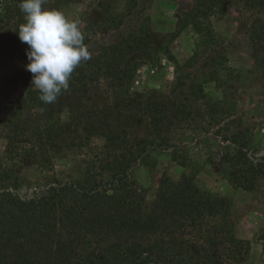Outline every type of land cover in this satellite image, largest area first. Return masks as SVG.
<instances>
[{"label":"trees","instance_id":"obj_1","mask_svg":"<svg viewBox=\"0 0 264 264\" xmlns=\"http://www.w3.org/2000/svg\"><path fill=\"white\" fill-rule=\"evenodd\" d=\"M81 1L46 0L44 6L63 11L67 5ZM238 1L264 14V0ZM19 2L0 0V66L8 60L29 62L28 46L19 40L16 32L25 22ZM128 2L132 11L136 0ZM194 2L179 18L178 29L170 33L169 38H156L143 25L98 54L90 53L91 58L75 68L69 87L61 91L54 103H43L39 91L31 88L17 102H7L0 111V120L8 115L13 124L22 118L27 108L43 111L45 119L33 128V139L57 146L60 151L61 144L56 140L71 129L61 118L67 93L86 98L90 83L111 79L117 108L133 109L143 105L144 94H131L142 64L153 66L162 57L174 62L181 73L197 62L201 43L208 47L216 40L211 18L224 10L225 0ZM104 12L116 27L127 14L114 13L110 6H104ZM190 26L201 43H197L198 48L183 65L174 56L170 43ZM248 39L254 66L264 72V18L253 20L248 28ZM232 74L229 67L222 68L219 64L211 77L222 83L220 75ZM182 79L181 74L180 84ZM199 90L204 94L202 85ZM188 104L183 103L184 113ZM145 111L151 119L152 135L164 133L162 142L142 138L131 145L126 136L114 130L85 126L87 135L107 140L108 157L100 170L95 164L76 178L66 181L54 178L46 194L20 197L12 191L21 186L19 174L2 168L0 163V264H226L227 260L240 264L249 259L251 241L237 237L228 218L231 202L227 198L206 195L194 176L183 174L174 179L164 175L152 202H147L146 189L136 185L131 172L139 161L149 164L156 147L169 145L166 133L171 130L173 121L163 100L149 101ZM85 118L88 120V116ZM173 152L174 160L187 165L181 155ZM230 162L241 166L230 172L231 182L240 189H251L254 181L264 174V164L250 165L242 151L232 155ZM261 241L264 251V231Z\"/></svg>","mask_w":264,"mask_h":264},{"label":"rangeland","instance_id":"obj_2","mask_svg":"<svg viewBox=\"0 0 264 264\" xmlns=\"http://www.w3.org/2000/svg\"><path fill=\"white\" fill-rule=\"evenodd\" d=\"M225 2L224 10L211 18L216 40L208 47L200 42L191 26L170 43L174 56L183 65L198 48L197 43H201L200 57L193 66L179 73L174 62L162 57L153 66L147 63L140 66L131 94H144L143 105L133 109L117 108L111 79L90 83L86 98L67 93L61 118L71 129L56 140L61 144L60 151L57 146L33 139V128L45 119L43 111L27 108L22 118L13 124L5 115L0 120V163L2 168L18 173L21 179V186L12 191L22 198H31L48 193L54 178L60 181L76 178L95 164L100 170L109 155L107 140L87 135L85 126L114 130L126 136L131 145L142 138L162 142L164 133L152 135L151 119L145 108L151 100H163L173 121L171 130L166 133L169 145L156 147L149 164L139 161L132 169V180L146 189L150 203L164 175L174 179L183 174L194 176L206 195L227 198L231 202L228 217L231 227L237 237L248 239L252 244L249 259L240 264H264L261 241L264 174L249 190L236 187L230 180V172L241 167L239 163L230 162V158L240 151L247 155L250 165L264 164V72L254 66L248 39L249 26L253 20L264 18V14L238 0ZM194 3V0H136L133 10L129 11L128 0H82L67 5L62 12L82 26L85 45L90 53L98 54L143 25L156 38H169L170 33L178 29L179 18ZM104 6H110L114 13H127L120 26L109 22ZM219 64L233 72L228 77L220 75L222 83L211 77ZM25 65L21 60L1 64L0 111L7 102H17L33 88L32 73ZM181 74L183 83L180 84ZM185 102L189 103L186 113L182 108ZM84 116H88V120ZM173 151L181 155L187 165L174 160ZM40 164L45 167L41 168ZM226 264L237 263L227 260Z\"/></svg>","mask_w":264,"mask_h":264},{"label":"clouds","instance_id":"obj_3","mask_svg":"<svg viewBox=\"0 0 264 264\" xmlns=\"http://www.w3.org/2000/svg\"><path fill=\"white\" fill-rule=\"evenodd\" d=\"M46 0H20L25 22L18 38L28 46L26 70L32 73L33 88L45 104L54 103L69 87L75 68L91 58L84 43L82 26L62 11L45 7Z\"/></svg>","mask_w":264,"mask_h":264}]
</instances>
